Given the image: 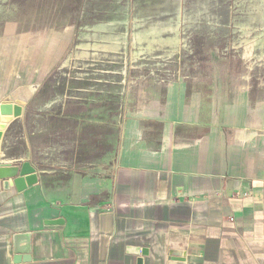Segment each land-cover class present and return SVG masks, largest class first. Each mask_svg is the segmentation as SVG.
Masks as SVG:
<instances>
[{"label":"crops","instance_id":"crops-1","mask_svg":"<svg viewBox=\"0 0 264 264\" xmlns=\"http://www.w3.org/2000/svg\"><path fill=\"white\" fill-rule=\"evenodd\" d=\"M34 93L0 99L24 108L3 133L0 162H28L38 177L22 192L11 182L0 190V264H13L14 235L30 237L27 264H264V93L254 106L241 89L224 122L184 109L155 139L126 129L109 163L66 129L36 149L49 164L28 158L43 128L15 136ZM18 141L25 154L15 161Z\"/></svg>","mask_w":264,"mask_h":264},{"label":"rangeland","instance_id":"rangeland-1","mask_svg":"<svg viewBox=\"0 0 264 264\" xmlns=\"http://www.w3.org/2000/svg\"><path fill=\"white\" fill-rule=\"evenodd\" d=\"M25 88L15 136L43 128L28 158L47 164L36 149L66 129L109 163L126 129L155 139L184 109L224 122L241 89L264 93V0H0V99Z\"/></svg>","mask_w":264,"mask_h":264},{"label":"water","instance_id":"water-1","mask_svg":"<svg viewBox=\"0 0 264 264\" xmlns=\"http://www.w3.org/2000/svg\"><path fill=\"white\" fill-rule=\"evenodd\" d=\"M23 113L24 108L20 105L11 101L0 102V154L2 153L1 141L4 131L13 120L20 118ZM37 180L36 171L28 162H24L21 165L0 162V190L7 191L11 182L17 192H22L27 187L36 184ZM12 245L13 264H27L30 262L31 241L29 235H14ZM132 251L135 254H146L144 251L141 253L136 250ZM137 264H141L140 259Z\"/></svg>","mask_w":264,"mask_h":264}]
</instances>
